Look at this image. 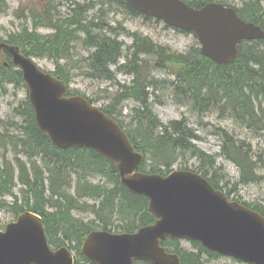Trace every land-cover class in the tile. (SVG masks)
Segmentation results:
<instances>
[{
    "label": "trees",
    "instance_id": "obj_1",
    "mask_svg": "<svg viewBox=\"0 0 264 264\" xmlns=\"http://www.w3.org/2000/svg\"><path fill=\"white\" fill-rule=\"evenodd\" d=\"M33 1L36 2L34 8L25 9L23 17L32 19L34 30L24 26L21 31L11 34L8 42L21 47L27 56L52 60L57 65L53 74L68 84L72 73L68 62L75 63L73 49L84 34L83 44L93 50L86 78L116 84L115 72L135 76L132 86L121 85L112 97L105 96L109 98V103L103 106V110L126 128L138 151L145 155L142 171L168 175L177 164L182 166L190 155V159L196 161L193 170L208 178L216 189H221L217 184L224 176L219 174L221 168L217 167V158L207 155L194 144L199 137L188 120L163 124L153 114L148 89L156 90L158 87L155 81H150V75L145 77L144 71L149 72L150 66L147 60L141 59V55L157 57L155 68L174 70L181 84L172 89L176 104L190 106L196 113H208L215 109L219 114L239 120L242 126L260 128L255 125L264 114V41L241 44L240 58L229 65L219 66L202 56L198 43L186 53L170 54L150 39L129 33L121 24L112 27L107 23H96L97 18L91 21L85 17L93 6H100V11L108 6L122 9L134 17L140 15L127 5L126 0H87L93 4L72 0L66 17H62L61 13L54 16L55 5L52 2ZM185 1L195 8L206 3L203 0ZM5 2L0 0V7L4 6L0 15L7 8ZM26 11L29 13L27 16ZM239 13L244 19L264 28V0L246 2ZM41 27L51 29L52 33H38L37 29ZM122 34L134 39L132 46L127 47L119 40ZM122 59L125 64H120ZM5 60L9 66L0 67V88L11 83L23 86L21 72L11 64L8 56ZM62 61H66L65 66H62ZM113 67H116L115 71ZM125 97L137 99L142 109L145 107L146 110L135 109L129 123L121 119L119 109ZM15 113L21 122L15 124L14 136L7 137L9 141L4 144L12 146L15 157L0 161V209H9L15 216L26 210L39 213L44 219L50 241L57 246L68 243L79 247L94 229L133 233L154 222L148 212V200L132 194L121 185L114 164L91 150L61 151L54 147L40 131L28 100ZM260 125L264 126L262 122ZM218 130L216 135L222 140L219 157L240 168L241 183L261 179L257 174L259 164L257 159L254 160L257 156L252 153V147L230 132ZM19 185L23 187L21 202V196L16 192ZM228 192V195L233 193L232 190ZM8 198L12 201H7ZM88 199L96 202L89 205L86 202ZM246 205L264 215V208ZM85 209L96 217L94 223L85 224L72 216L74 211ZM116 220L122 223L119 227H115ZM163 245L178 254L182 264H207L203 260L204 254L212 259L221 258L195 242H192L191 249L184 248L178 240H167Z\"/></svg>",
    "mask_w": 264,
    "mask_h": 264
},
{
    "label": "water",
    "instance_id": "obj_2",
    "mask_svg": "<svg viewBox=\"0 0 264 264\" xmlns=\"http://www.w3.org/2000/svg\"><path fill=\"white\" fill-rule=\"evenodd\" d=\"M140 12L178 29L194 31L202 53L218 65L240 56L238 44L263 40L262 28L244 22L235 10L210 3L194 9L181 0H127ZM6 52L23 71L40 128L59 148H91L113 161L122 183L150 201L157 218L153 226L135 235L92 233L83 254L94 264H181L168 254L161 241L168 237L190 239L205 248L248 264H264V218L230 202L209 182L192 172L176 171L167 177L137 173L143 156L121 128L81 97L66 98V86L42 72L20 49L0 43V63ZM0 264H72L67 250L52 253L39 217L25 213L18 223L0 232Z\"/></svg>",
    "mask_w": 264,
    "mask_h": 264
},
{
    "label": "rangeland",
    "instance_id": "obj_3",
    "mask_svg": "<svg viewBox=\"0 0 264 264\" xmlns=\"http://www.w3.org/2000/svg\"><path fill=\"white\" fill-rule=\"evenodd\" d=\"M79 1L82 2L83 0ZM216 1H221L228 5H232L233 7L241 8L242 5L244 6L245 2H249L251 0ZM32 2V0H6L5 4L7 3L11 7V9L8 13L0 16V38H6L8 34L20 30L25 24H28L27 27L33 28L32 20L30 18H19L18 15L14 13V10L18 8L21 3H24L26 6H31ZM71 2L72 0H57V6L55 0H52V3L55 5V9L53 8L54 16L57 17L59 13H62L63 16L65 13L67 14V10ZM3 7L4 6H1L0 10ZM61 7L66 12L61 10ZM108 19L113 23H115L116 21L121 22L123 26L132 33L138 32L144 36H148L154 42L162 45L160 46L154 43L158 48H164L165 50L169 51L170 54L176 55L178 53H185L190 48L194 47L198 42L196 36L192 34L179 33L172 28L166 27L164 23L159 21L157 22L155 19H149L148 17L143 15H137L135 18H133L129 17L128 15L111 14L109 15ZM118 26L119 25H113L112 27ZM39 32L46 34L48 30L40 29ZM49 32V34L52 33V31ZM125 41L127 43L131 42L130 39H125ZM127 46H131V44H127ZM76 49L77 51L74 54L75 65L72 68V90L78 91L90 98L98 99L100 96L106 95L104 93L105 90L107 92V95H110L112 97L115 94L116 89L119 91L121 89V85H126L124 83L128 84L126 86L133 85L134 77L132 75L118 76L117 81L119 83H116L115 87L112 88L108 87L107 84H103L100 81L86 78L85 75H87L89 72V57L93 50L91 49L90 53L88 54V52L82 45H77ZM82 58L86 59L82 60ZM141 59L147 60V64L150 66L149 72L143 70L146 73L145 77H149L147 75H150V81H155V85L160 90L156 92V95L151 98L149 96L148 98L149 102L152 101L151 103H153L152 111L158 117V119H160L163 123H169L171 121L180 120L186 117V119L190 123V126L193 128V130H195L196 134L200 138L195 142V144L200 150L207 153L208 155H213L220 152V140L214 133L217 132L218 129L228 130L238 140L244 141L245 143L252 146V153L254 151L258 156V173L259 175H264V126L260 125L261 122L264 124V114L259 117V122L255 125L256 127L259 126L262 129L260 130V128H249L242 126L239 120L229 115L219 114L215 109L208 113H196L190 106L177 105L176 98L172 94V89L175 85L178 84L181 86V84L177 81V76L174 75V70H171L170 68H155L157 57L155 58L153 55H141ZM37 62L46 71H53L55 69V65L48 60H40ZM7 90V93L0 91V130L5 132V127L9 125L10 132H8V134L14 135L11 125H15V122H20V119L16 118L14 120L13 111L14 108L25 102L28 97V93L26 89H23L22 87L17 88L16 86L8 87ZM136 102L139 101L137 99L135 100V98L132 97H125L122 100L119 109L121 110L122 107H126L122 112L123 116L129 115L130 110L136 106ZM104 103H106V101L101 100L97 105L102 107L104 106ZM187 103L189 104V102ZM142 110L144 111L145 107H143ZM3 154L7 155L8 157H12V153L10 151H6L0 146V159ZM182 163V166L180 164H177L175 166V169H180L182 167L193 169V165L196 164V161L191 160L189 155L187 156L186 162ZM218 164L220 166L222 165V169H220L219 174H222L224 176V178H220L221 182L219 184L220 186H223L225 188L226 192L232 190V198H238L246 203L260 204L264 206V180H257L246 184H239L241 170L238 166L221 158L218 160ZM222 179L224 180V183L222 182ZM225 183H227V186L225 185ZM22 189L23 187L22 185H20L18 189V195L21 196H19L20 202L22 201L21 198H23V194L20 193ZM95 202L96 201H94V203ZM87 203L92 204L90 201H87ZM87 211L88 210L86 209L84 211H74L72 216L79 222L84 221V223L92 224L94 223L96 217L91 215ZM13 218L14 214L8 209L0 210V227L6 226L13 220ZM119 224L122 223L119 220H116L115 227H119ZM185 245L188 246V244L186 243ZM205 255L206 254L203 255V260L207 264H239L231 259H212Z\"/></svg>",
    "mask_w": 264,
    "mask_h": 264
},
{
    "label": "bare ground",
    "instance_id": "obj_4",
    "mask_svg": "<svg viewBox=\"0 0 264 264\" xmlns=\"http://www.w3.org/2000/svg\"><path fill=\"white\" fill-rule=\"evenodd\" d=\"M246 3V2H245ZM245 5V4H244ZM140 15H142V14H140ZM143 16H145V15H143ZM147 17V16H146ZM125 46H127V44L125 45ZM132 46V45H131ZM127 47H130V46H127ZM239 52L241 53V47L239 48ZM241 56V55H240ZM217 65V64H216ZM123 75H132L133 77H135L133 74H127V73H125V72H123ZM134 79V78H133ZM250 183V182H249ZM235 193V192H234Z\"/></svg>",
    "mask_w": 264,
    "mask_h": 264
}]
</instances>
